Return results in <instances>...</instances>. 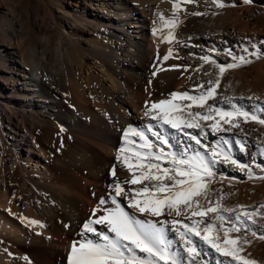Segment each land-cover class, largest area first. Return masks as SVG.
Returning <instances> with one entry per match:
<instances>
[{
	"label": "bare ground",
	"instance_id": "bare-ground-1",
	"mask_svg": "<svg viewBox=\"0 0 264 264\" xmlns=\"http://www.w3.org/2000/svg\"><path fill=\"white\" fill-rule=\"evenodd\" d=\"M170 1L0 0V264H38L36 258L18 252L15 244L21 240L46 243L48 264H69L74 243L99 242L83 225L107 215L105 209L116 208L112 196L117 180L125 190L117 197L120 207L136 220L156 225L162 220L173 234L168 245H173L172 254L181 264L236 262L199 236H181L188 233L183 225L203 229L212 223L211 235L223 240L212 212L208 217L193 216L195 205L180 204L179 215L164 205L160 216H140L129 206L138 185L123 183L140 176L134 153L146 150L134 133L125 139L129 128L146 132L155 126L168 140L179 137L186 142L190 138L185 132L199 135L200 129L178 131L146 115L153 103L168 100L180 106L172 94H181L188 78L207 71L200 76L206 91L209 81L220 74L218 65L240 64L231 68L240 76L246 65L234 62L233 55L250 57L252 25L234 8L233 0H190L188 10L181 6L188 0H172L181 2L180 11H172ZM242 3L245 9L264 6V0ZM205 56L217 63L204 61ZM219 92L215 91L213 101L229 103L237 97ZM250 94L245 91L241 96L251 98ZM189 104L191 108L181 105L173 115L185 119L189 111H203ZM220 119L217 115L215 122ZM213 122L207 121L209 131L218 137L224 129L218 126L221 130L212 132ZM208 196L207 190V198L201 194L191 199L200 204L209 201ZM93 227L108 232L105 224ZM188 240L198 254L188 252Z\"/></svg>",
	"mask_w": 264,
	"mask_h": 264
},
{
	"label": "snow or ice",
	"instance_id": "snow-or-ice-1",
	"mask_svg": "<svg viewBox=\"0 0 264 264\" xmlns=\"http://www.w3.org/2000/svg\"><path fill=\"white\" fill-rule=\"evenodd\" d=\"M249 2V0H245ZM219 7H224L223 3H218ZM193 15H201V13H193ZM160 18L163 20L164 17L161 14ZM171 24L172 21H167ZM255 48V45L253 46ZM247 52V49L245 50ZM230 55H233L231 52ZM264 54L261 50L257 49L254 52L249 53L251 56H255L257 59ZM169 57L165 56L164 59L167 60ZM206 62L217 63L212 61L210 57L202 58ZM234 60H239L243 64H250L253 61L246 56L236 57L233 55ZM240 64L230 63L227 65H218L220 75L226 71V69H231L239 67ZM155 74V73H154ZM211 85L205 92L198 96H189L188 93L178 94L173 93V97L180 96L182 99H188L196 104L198 107H203L205 102L209 99H214V93L216 87L219 85V80L215 83L209 81ZM200 87H203L201 85ZM191 104L187 105L191 108ZM234 111H223L214 106H209V111L207 113H202L199 111L187 113V119H182L180 115H173L175 112L180 111V106L172 104L171 101L164 100L159 103H153L151 109L146 113L150 115L152 119L161 122V125H170L172 128L178 131H184V129H200V134H203V128L201 126V121H214L210 127L212 132H217L221 130L218 128V122H215L217 115L220 116L225 123L233 124L235 127H239L236 123V119L243 117L245 122L251 120L261 125H264V118L260 116L245 111L241 107L233 105ZM264 112V108H261ZM152 135L155 136L161 144L167 145L169 141L167 138L162 136L159 132L152 130ZM134 133L138 136L143 144L142 149L135 151L134 156L139 167L141 174L140 176L134 178L130 181H124L123 183L130 184H143L145 180L148 181H159V184H147L144 187L137 190L134 195L129 197V206L133 209H137L141 213H151L152 216L162 215V206L168 205L169 209H175L176 214L179 215L181 210L179 208L180 204H185L187 207L192 208L195 205V210L192 211L193 216L204 217L208 212L217 213L220 220H225L227 217L222 215L218 210L221 207L220 201L217 200L216 207H207L203 211L200 210L198 201L192 200V197L203 194L207 198L208 186L205 183L206 180H210L214 175L213 165L217 163H230L236 165L241 170L247 167L236 159H234L231 154L226 152L222 148H216L211 151L209 155L202 153H194L191 156H186L184 154H177L175 152L165 153L164 149L159 145L155 146L159 148V152L152 151L153 143L148 139L145 132L136 131L135 129L129 128L125 133V139L127 140L129 133ZM191 140L200 144L201 141L198 135H193L191 133L185 132ZM129 143H134L130 141ZM243 148V145H241ZM122 152L125 149H121ZM222 156V159L220 158ZM167 158L171 166V176H169V169H163L161 172V164L159 161ZM121 159V157H117ZM124 162L128 163V157L125 155L123 157ZM147 159V163L144 161ZM131 170L132 165L128 164ZM155 170L154 172L152 170ZM115 176V169L111 173ZM249 178L251 174H249ZM264 178V177H261ZM165 179H170L173 182L171 184L164 183ZM115 195L112 196V203L116 205L114 209H105L107 215L99 217L94 221H88L83 225V228L87 232L95 233L97 237L100 238L99 242L94 240H86L80 243L78 246L76 243L72 245L71 255L69 257V264H181L179 258L174 256L170 250L168 243L165 239V229L163 227H157V225L151 221L145 222L142 220H136L134 217L130 216L129 213L124 211L120 207L117 197H122L125 195V190L122 187V182L118 181L114 184ZM159 192H167L168 196L166 199H161L155 194ZM209 204L212 201H208ZM106 201L104 199L100 200V204L104 205ZM244 208L245 206H240ZM261 207H264L262 205ZM225 212H232L234 209L225 208ZM256 215L255 212L244 211L243 215L237 214L235 217L236 223L230 228H225V237L231 231L240 232L245 228L249 222L255 224L256 221L253 218ZM27 219V218H25ZM32 224H38L39 221L32 220ZM176 223V221H173ZM199 223V222H197ZM94 224H105L108 228V232L97 231L93 225ZM188 229V233H181V236L190 234L199 236L201 240L209 244L216 251L221 252L225 256H231L234 260L238 259L242 264H258L254 259H245L239 255L242 248L235 247L238 244V239H223L220 240L211 235L213 231V224L208 223L203 229H199L197 226L183 225ZM201 231L204 235H201ZM111 234H114L111 235ZM252 235H256L253 231ZM260 239L264 240V234L260 235ZM187 245L188 252L192 255L198 254L196 252V247L191 240H188ZM244 243H249L245 240ZM232 246V247H229ZM137 250L140 253H145L146 257L137 254Z\"/></svg>",
	"mask_w": 264,
	"mask_h": 264
},
{
	"label": "rangeland",
	"instance_id": "rangeland-1",
	"mask_svg": "<svg viewBox=\"0 0 264 264\" xmlns=\"http://www.w3.org/2000/svg\"><path fill=\"white\" fill-rule=\"evenodd\" d=\"M181 2L177 3V1L171 0L169 3L171 10L180 11L179 6ZM233 2L235 4L234 8L237 9V11L241 10L240 11L242 15L241 17L243 19L248 18L251 23L250 25H252L251 28L253 29L254 34L252 40L250 41L251 43L249 44V51L254 52L256 49H259L261 50L262 53H264V29H263L264 21H262L264 20V6L260 4H253L249 8L245 9L242 5L243 0H233ZM185 4H181V6L184 5L183 7L185 8V10H188L191 6V1L188 0ZM195 30L197 29L192 28L191 31H195ZM219 35H221L219 36L221 38H219L218 45L220 47L219 50L221 51V47L224 45V43L223 40L220 39H222L223 34L219 33ZM220 43L222 45H220ZM254 45L256 46L255 48H253ZM263 58H264V54H262L260 58L255 61L256 64L255 62H252L251 65L245 64L246 67H242L243 71L244 70L246 71L243 72L245 73L242 74L243 76L237 75L236 72L237 70L235 69H230V71H228L227 74H223V75L216 74L213 77L214 79L212 78V82L215 83L216 80H219L220 85H218V87H216L215 90L217 91V94L219 91H220L219 93H223V95L225 93L226 94L234 93V95H236L238 98L236 97L232 102L229 103L215 102L212 99H209L205 102L204 106L202 107L203 109L202 113H207L209 111V106H214L223 111H234L233 105H236L237 107L243 108L245 111L256 114L261 118H264V112L261 111V108H264V95H263L264 94V67H263L264 59ZM249 59H256V57L250 55ZM235 61L236 60H234V62ZM252 64L254 65L252 66ZM200 72L207 73V71H200ZM202 73H200L201 75L198 73L197 76H195L196 78L194 76L188 78V80L186 81L187 83L184 82L181 86V91H180L181 94L188 93L189 96H198L201 93L205 92L204 90L206 88L204 89L205 85H203L204 83L201 82L202 77H200L202 76ZM216 76H218V79ZM247 77L249 79H247ZM106 83L109 84L110 80L107 79ZM201 85H203V87H200ZM39 90H41L42 92V85L39 87ZM227 90H229V92ZM245 91L249 94L251 93L252 95L251 94L250 95L252 97L243 98V96L241 95L244 94ZM173 99H174L173 101L174 103H179L180 106L182 105L184 107H187V105L192 102L188 99H182L181 97L178 98L175 97ZM184 118L187 119V116ZM235 122L239 124V127H235L232 124L230 128L225 123L224 120L220 119V121L218 122V126L223 127L224 131H221L218 137H216L215 135L210 133L209 131L210 129L208 127L207 121H201L200 123L203 128V134H200L201 130L198 131L199 133L198 138L201 141L200 144H197L195 141L191 139L189 142H186V141H182V139H180L179 137H174L173 140L172 139L168 140L169 144L164 145L161 144V142L155 136L152 135L151 131L148 130L145 133L148 139L151 140L153 143L154 147L151 150L156 151L157 153L159 152V148L155 147L157 145L162 147L165 153L175 152L177 154H184L186 156H189L194 152L209 155L213 149L222 148L226 152L231 154V156L234 159H236L238 162L247 165L246 168L241 170L236 165H232L230 163L214 164L213 171L215 175L210 180L205 181L206 184L209 186L208 197H209V201L213 200L212 205L211 204L209 205L208 201L205 202L202 201L200 202L201 205L199 204V206H201L203 209L207 208L208 206L216 207L215 202L217 200L220 201L221 207L218 211L222 215L227 217V219L220 220L216 216L217 213L212 212L211 215L215 216L214 218H216V220L213 219L215 220L214 224H216L215 229L218 230L220 235H222L223 239L225 237L224 229L228 227L230 228L233 224L236 223L235 217L237 214H240L242 216L244 211H248L250 213L255 212L256 215L253 217L256 221L255 224L249 222L248 225L245 228H243L240 232H235V231L229 232L227 234L228 238L225 237V239L226 238L238 239L239 242L235 247L242 248V251L239 254L241 257L245 259H254L258 262V264H264V240L260 239V235L264 234V207H261L262 205H264V178H261L264 177V148L260 146V140L264 138V125H261L251 120L245 122L243 117L237 118ZM152 130L162 134L161 133L162 131L156 130L155 126L154 128H152ZM241 145H243V148H241ZM220 158L222 159V156ZM159 163L161 164V172H163V169L168 168L169 176H171L172 174L171 166L167 158L165 157V159L159 161ZM231 169H234L236 173L232 171L230 172ZM238 170H239V174L237 173ZM154 171L155 170H153V172ZM249 174H251L252 178H249ZM163 182L167 184H171L173 181L170 179H165ZM159 183H160L159 181L153 180L147 182L144 181L143 184L137 183V185H138V189H140L147 184H159ZM167 194H168L167 192H159L156 193L155 195L161 199H165L168 196ZM240 206H245V207L241 208ZM201 207L200 210L203 211ZM225 208L234 209V211L225 212L224 211ZM136 212H138L140 216L145 215V213H141L138 210ZM209 214L210 212L207 213V215ZM161 221L162 220L160 219L157 220V226L167 229L164 235L167 239L166 241L168 242V244H170L169 238L173 234L171 233V231H168L169 227H165L163 221L162 222ZM253 231L256 232V235H252ZM245 240L249 241V243H244ZM168 246L170 252L172 253V250H174L175 248L173 247V245H168ZM15 247L17 248L18 252L36 258L38 264L50 263V258H49L50 250L47 248V245L44 242L37 240H32V241L21 240L20 242L15 244ZM137 254L146 257L145 253H140L138 250H137ZM233 261H236L234 262V264H242V262L238 259L236 260L233 259ZM161 264H163V262H161Z\"/></svg>",
	"mask_w": 264,
	"mask_h": 264
}]
</instances>
